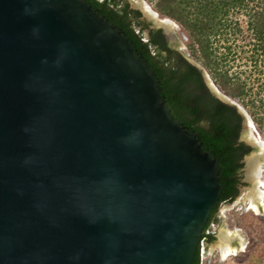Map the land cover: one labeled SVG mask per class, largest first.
Returning <instances> with one entry per match:
<instances>
[{"label": "water", "instance_id": "95a60500", "mask_svg": "<svg viewBox=\"0 0 264 264\" xmlns=\"http://www.w3.org/2000/svg\"><path fill=\"white\" fill-rule=\"evenodd\" d=\"M220 174L92 5L0 0V264H193Z\"/></svg>", "mask_w": 264, "mask_h": 264}, {"label": "trees", "instance_id": "16d2710c", "mask_svg": "<svg viewBox=\"0 0 264 264\" xmlns=\"http://www.w3.org/2000/svg\"><path fill=\"white\" fill-rule=\"evenodd\" d=\"M94 11L120 30L134 47L136 55L144 57L159 81L163 101L172 110V115L182 122L192 134H196L203 151L217 160L221 167L220 202L214 207L208 226L219 224L221 204L231 203L240 195V186L245 168V158L252 148L241 140L244 116L239 109L222 101L206 81L204 72L183 53L173 48L163 31L152 30L148 42L142 40L149 25L142 22V13L131 8L127 0H84ZM161 15L179 23L190 35L191 52L209 71L223 93L233 100L249 96L250 89L238 75L230 73L228 56L232 47H225L226 54H218L215 43L229 36L242 33L239 21L233 16L245 14L248 30L253 36V61L264 65V0H150ZM140 30L141 35L136 31ZM264 92V85L258 96ZM264 99L254 98L249 105L256 109ZM263 124L264 119L257 121ZM207 226V227H208ZM206 227V228H207ZM207 237V244L215 240ZM200 245L193 264H200Z\"/></svg>", "mask_w": 264, "mask_h": 264}, {"label": "rangeland", "instance_id": "374dc122", "mask_svg": "<svg viewBox=\"0 0 264 264\" xmlns=\"http://www.w3.org/2000/svg\"><path fill=\"white\" fill-rule=\"evenodd\" d=\"M131 7L142 13V21L149 25L144 34L148 36L151 29H162L169 37L172 46L183 53L193 64L203 70L208 86L211 91L219 96H226L217 85L213 76L202 65L200 61L191 52L189 46L192 43L189 33L175 20L163 16L156 9L155 3L150 0H127ZM148 7L159 14V18H155ZM234 20L239 21L242 33L237 36H229L230 42L227 43L225 38L215 43L218 54H226L225 47H232V53L228 56L230 73L232 76L238 75L243 82L247 83L250 89L249 96L242 100L224 101L236 106L244 116V127L241 140L252 148L250 155L245 158V168L243 170V179L240 186V195L234 202L221 204L218 212L219 224H217L216 238L209 245L207 244V252L202 257L200 255V264H264V199L257 201L258 211L252 209L251 193L254 190L255 181L249 180L247 172L248 158L253 156H261L260 167L262 170L258 181H262L264 185V123L258 124L257 121L264 119V102L257 104V108L249 104L254 98L264 99V92L258 96V92L262 90L264 85V65L259 63L257 66L252 61L253 36L248 30V18L245 14H237L233 16ZM170 20V25L164 24L163 21ZM262 145V146H261ZM263 177V178H262ZM264 191V188H263ZM251 203V204H250ZM227 231V232H226ZM229 233L232 238V247L236 248V255L228 260H223L221 255V234ZM234 238V240H233Z\"/></svg>", "mask_w": 264, "mask_h": 264}, {"label": "bare ground", "instance_id": "6f19581e", "mask_svg": "<svg viewBox=\"0 0 264 264\" xmlns=\"http://www.w3.org/2000/svg\"><path fill=\"white\" fill-rule=\"evenodd\" d=\"M148 10L150 11V13L155 17V18H159V14L155 11H153V9H151L150 7H148ZM163 21V20H162ZM164 24H168L170 25L171 21L167 20V21H163ZM220 96L225 97L224 95H222L221 93H219ZM226 98V97H225ZM262 146V145H261ZM264 155V154H263ZM264 157V156H262ZM260 160H255L253 162H251V173H250V177L252 180L255 181V186H254V190L251 193V200H252V209L258 211V207L257 206V201H262L264 199V185H262V181H258L257 178H259V176H261V174L263 173L260 167ZM263 178V177H262ZM260 179V178H259ZM264 181V180H263ZM227 232V231H226ZM226 232H222L221 234V245H220V249H221V255H222V259L223 260H228L231 257L235 256L236 253V248H233L231 243H232V238L230 236L229 233ZM234 240V238H233Z\"/></svg>", "mask_w": 264, "mask_h": 264}, {"label": "built area", "instance_id": "2783aa9c", "mask_svg": "<svg viewBox=\"0 0 264 264\" xmlns=\"http://www.w3.org/2000/svg\"><path fill=\"white\" fill-rule=\"evenodd\" d=\"M100 1H103V0H100ZM137 34L141 35V31L140 30H137L136 31ZM142 40L144 42H148L149 38L148 36H146L144 34ZM216 233H217V223L216 222H212L205 230L204 232V235H203V238H202V241L200 243V253L202 254V257L206 254L207 252V237H211V236H216ZM200 254V255H201Z\"/></svg>", "mask_w": 264, "mask_h": 264}, {"label": "flooded vegetation", "instance_id": "af4514ba", "mask_svg": "<svg viewBox=\"0 0 264 264\" xmlns=\"http://www.w3.org/2000/svg\"><path fill=\"white\" fill-rule=\"evenodd\" d=\"M132 8V7H131ZM133 9V8H132ZM135 10V9H134ZM140 20L142 21V17L140 18ZM142 22H144V21H142ZM152 30H156V29H151L150 31H149V33L152 31ZM157 30H160V29H157ZM162 30V29H161ZM163 31V30H162ZM163 34L165 35V37L167 38V40L169 41V43H170V40H169V37L167 36V34L165 33V31H163ZM148 38H149V34H148ZM170 45L172 46V44L170 43ZM173 47V46H172ZM174 48V47H173Z\"/></svg>", "mask_w": 264, "mask_h": 264}]
</instances>
